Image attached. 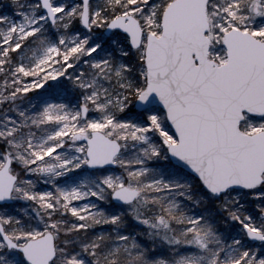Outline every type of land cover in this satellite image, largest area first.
<instances>
[{"label": "snow or ice", "instance_id": "obj_1", "mask_svg": "<svg viewBox=\"0 0 264 264\" xmlns=\"http://www.w3.org/2000/svg\"><path fill=\"white\" fill-rule=\"evenodd\" d=\"M0 264H264V0L0 3Z\"/></svg>", "mask_w": 264, "mask_h": 264}, {"label": "rangeland", "instance_id": "obj_2", "mask_svg": "<svg viewBox=\"0 0 264 264\" xmlns=\"http://www.w3.org/2000/svg\"><path fill=\"white\" fill-rule=\"evenodd\" d=\"M2 2H6V0H0V3H2Z\"/></svg>", "mask_w": 264, "mask_h": 264}]
</instances>
